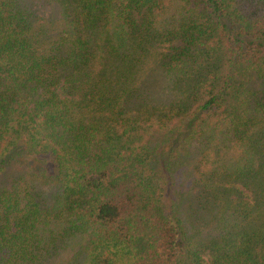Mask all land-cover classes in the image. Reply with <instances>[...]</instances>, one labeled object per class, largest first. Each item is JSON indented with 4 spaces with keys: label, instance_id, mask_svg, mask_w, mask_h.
I'll return each instance as SVG.
<instances>
[{
    "label": "trees",
    "instance_id": "1",
    "mask_svg": "<svg viewBox=\"0 0 264 264\" xmlns=\"http://www.w3.org/2000/svg\"><path fill=\"white\" fill-rule=\"evenodd\" d=\"M0 264H264V0H0Z\"/></svg>",
    "mask_w": 264,
    "mask_h": 264
}]
</instances>
